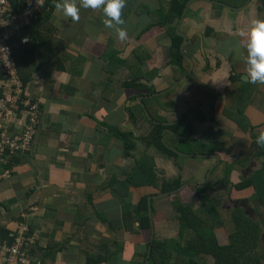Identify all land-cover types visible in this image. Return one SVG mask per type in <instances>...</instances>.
<instances>
[{"label": "crops", "instance_id": "0c3cea01", "mask_svg": "<svg viewBox=\"0 0 264 264\" xmlns=\"http://www.w3.org/2000/svg\"><path fill=\"white\" fill-rule=\"evenodd\" d=\"M169 1L124 0L120 11L124 21L120 27L126 31L123 41L103 25V5L81 8L79 0L78 20L55 8L48 22L35 28L40 43L34 41L30 29L13 37L18 35L11 48L21 73L29 78L27 96L38 102L41 116L30 147L8 164L0 161V264L16 263L11 250L21 224L27 227V236L36 238L28 264H150L147 253L152 230L140 228L135 211L139 201L147 197L153 238H177L178 215L167 201L189 204V199L202 194L213 166L212 181L224 177L226 166L234 160L224 161L227 146H251V129L243 133L225 111L240 87L232 82V75L239 74L248 82L247 32L253 20H264V11L259 10L262 1L246 0L237 6L238 0H189L176 30L187 39L181 50L194 63V77L182 76L180 82L169 63L171 40L157 23L158 10L166 9ZM137 51L140 56L135 55ZM144 75L153 79L142 78ZM123 82L133 86H122ZM254 84L246 116L260 133L264 131V84ZM140 85L151 87L152 96L174 100V106L164 113L166 123L173 125L188 116L204 143L221 130L223 151L213 153L219 158L202 157L198 169L192 171L188 168L192 156L184 155L181 167L147 147L144 138L154 122L145 114L133 126L125 109L139 97L142 101L147 97ZM121 125L133 128L137 139L130 158L123 155L122 141L109 135V127ZM166 139L168 146L176 148L174 138ZM146 153L154 157V178L168 181L180 177L186 187L180 193H161L153 199L155 186L126 187L137 161ZM244 159L241 156L234 165L230 176L234 185L246 177L245 169L251 167L247 175L252 169L250 164H239ZM233 191L236 194L227 199L246 200L241 196L247 191L253 194L252 188ZM5 234L8 239L2 238ZM190 234L189 230L185 233L184 246Z\"/></svg>", "mask_w": 264, "mask_h": 264}, {"label": "trees", "instance_id": "16d2710c", "mask_svg": "<svg viewBox=\"0 0 264 264\" xmlns=\"http://www.w3.org/2000/svg\"><path fill=\"white\" fill-rule=\"evenodd\" d=\"M12 1H14V5L21 1L20 6L24 7L28 5L29 0ZM188 1L189 0H171L168 2V7L166 9L163 8L158 10V17L160 15V20L157 21V23L161 24V26L166 29L167 36L171 40L169 46V63L175 69L176 81L180 80V78L187 74L190 69V62L185 58V54L181 50L183 37L178 35L176 30L178 21L181 18L182 12ZM261 1L262 6L259 10L264 11V0ZM57 2H59V0H47L45 7L40 11L38 17L36 19H32L28 25L20 30L19 34L30 29L34 37V41L40 43V34L35 31V28L45 22H48V20L52 17L56 8L55 4ZM245 2L246 0H238V4L236 5L240 6ZM15 38H11L9 41L10 45ZM11 52L16 62L19 75L25 85L27 84L29 78L21 73V67L17 57L15 56L13 50ZM138 52L139 51L135 52V55L140 56ZM138 77L139 79L137 82H140L141 77ZM193 77L194 74L191 73L188 76V79L192 80ZM142 78L151 80L153 79V76L144 75ZM231 80L233 83L238 82L240 87L238 88L237 95L232 105L225 111L226 116H228V118L236 124V126L243 133L248 132L249 129L254 132L251 135V151L249 150L244 161L239 164H247L248 162L256 159L260 161V167L251 169L250 174L242 178L240 183L234 185L230 180V176L234 165L236 164L230 163L226 166L223 178L216 181V184L211 182L208 183L206 187L202 188L203 192L197 196L199 203L195 208L192 203L183 204L179 200L174 203V210L178 215V222L180 225L179 236L165 241H159L158 239L153 238L150 241V245L152 246L149 256L150 264H206V262L203 261L205 256L211 257L214 262L213 264H264V219L261 220V218H259L257 220L246 212L245 207L240 205L235 206V203H239L240 201L232 200L230 198L224 199L225 201H228L229 204H232V206L227 208H233V211H231L233 229L229 235L228 244H219L215 235L216 226L221 224L223 225L224 221L220 213V207L223 206V203L216 196H211V192L215 190L217 185L220 189H223V192L227 194V196L230 195L232 190L244 191L252 188L253 194L245 201L260 205L264 209V147H260L256 144V138L261 132L257 133L254 131V127L250 125L246 116V108L248 107L255 91V84L244 81L239 74L236 76L232 75ZM135 83L136 81L133 82L134 85ZM133 84L123 82L122 86L131 87ZM200 88L205 91L204 87ZM139 89H144L145 94L147 95V97L143 99L144 105L139 102H135V104L125 109L128 114L129 121L133 126L138 123L142 116H145L146 110L152 118V121L154 120L157 122L154 123L153 129L149 135L144 138V143L147 147H154L158 152L164 153L165 156L174 159L176 164L181 167L183 166V162L180 163L179 160L186 158L183 154L173 151L170 146H168L170 145L168 139L165 141V138H174L177 142L175 149L181 153L192 154L193 158H202L197 156L201 154L206 155L223 151L224 143L221 140L223 135L221 130H218L209 143H204L197 138V128L188 116L183 117L181 121L176 122L173 125L166 126L164 123H166L168 119L164 116V113L168 112L169 109L174 106V100L170 101L165 96L161 95L152 96L155 92L147 85H140ZM220 99L221 98H219V100ZM187 128L189 130L188 133H186ZM166 129H170L174 132V134H179L183 137L185 136L186 138H177L175 135H171V132L165 134ZM109 133L111 137L118 138L122 141L124 157H132L137 145V139L134 136L133 128L125 127L123 125L113 126L109 127ZM166 135L167 137H164ZM155 170L156 165L154 157L147 153L144 154L137 161L132 176L129 181H127V184H125L126 187H128V184L129 186H155L160 193L165 194L172 192L173 190H177L182 186L181 178H177L172 182L154 178L153 173H155ZM253 210L256 212L254 208ZM135 211L137 213L140 228L148 231L152 230V217H150L149 214L150 211L147 197L142 198L139 201ZM188 229L194 233V237H192L188 244L184 246L182 240L186 238L185 233ZM2 238L8 239V234L3 235Z\"/></svg>", "mask_w": 264, "mask_h": 264}, {"label": "built area", "instance_id": "2783aa9c", "mask_svg": "<svg viewBox=\"0 0 264 264\" xmlns=\"http://www.w3.org/2000/svg\"><path fill=\"white\" fill-rule=\"evenodd\" d=\"M46 1L29 0L27 6L21 7V1L14 5L12 0H0V161L5 164L30 147L41 113L38 102L27 96L9 41L38 17ZM4 174L9 176L8 169ZM27 230L22 224L17 230V242L11 250L15 264H28L35 240L26 235Z\"/></svg>", "mask_w": 264, "mask_h": 264}, {"label": "clouds", "instance_id": "9594fccd", "mask_svg": "<svg viewBox=\"0 0 264 264\" xmlns=\"http://www.w3.org/2000/svg\"><path fill=\"white\" fill-rule=\"evenodd\" d=\"M101 5H103L102 12L106 17L102 21L103 25L112 29L116 37L123 41L126 38V31L120 27L124 23L120 18V11L124 7V0H79L81 8L96 9ZM55 7L57 10H62L63 14L71 17L73 21L79 19L76 0H59ZM246 52L247 81L264 83V20L252 21L247 32ZM256 144L264 147V132L257 136Z\"/></svg>", "mask_w": 264, "mask_h": 264}, {"label": "rangeland", "instance_id": "374dc122", "mask_svg": "<svg viewBox=\"0 0 264 264\" xmlns=\"http://www.w3.org/2000/svg\"><path fill=\"white\" fill-rule=\"evenodd\" d=\"M168 6V5H167ZM183 13V12H182ZM190 75V74H189ZM188 75V76H189ZM188 76L186 77V78H188ZM185 78V79H186ZM211 94V93H210ZM121 117V116H120ZM251 131L252 130H250V133H249V135H251V134H253L254 132H252L251 133ZM247 136V135H246ZM247 140H248V137H247ZM248 143H246V145H247ZM249 145H247V146H245V148H238V147H234V146H227L226 147V145H225V147L229 150V152H225L224 154H225V157H224V161L225 160H232V159H234V160H232L233 161V163H236V160H239L240 159V157L242 156V158H244L246 155H247V153L249 152V150L251 151V146L250 147H248ZM230 147H232V148H230ZM153 149H155L154 147H152ZM247 148V149H246ZM246 149V150H245ZM243 150V151H242ZM160 153V152H159ZM164 155V153H160V155ZM185 154V153H184ZM165 156V155H164ZM167 157V156H166ZM188 159V158H187ZM202 159L203 158H192V159H189L190 161H192V163L193 164H191V166H189L188 168H192V171H196V169H198V164H200L201 163V161H202ZM185 159H183V160H179V162L180 163H182L183 161H184ZM223 163H225V162H222L221 161V164L222 165H224ZM251 163V164H250ZM183 164V163H182ZM252 165V169H255V168H259L260 167V161H258V160H252V161H250V162H248L247 163V166L248 165ZM246 166V167H247ZM251 167H249L248 169H245L244 170V172H243V174L245 173V175L247 176V172L249 171V169H250ZM156 172V171H155ZM212 175V174H211ZM242 175H240V177H241ZM180 178V177H179ZM241 179H242V177H241ZM175 180V179H174ZM174 180H168V182H172V181H174ZM167 181V180H166ZM181 181H182V179H181ZM211 182H214V184H216V181H212V178H211V176H210V179H209V183H211ZM219 183V182H218ZM183 186V185H182ZM181 186V187H182ZM180 187V188H181ZM186 187V185L185 186H183L181 189H179V190H173V192L174 191H176V192H174L173 194H175V193H180V191H182L184 188ZM189 188H190V191H193L192 193H194L193 195H196V193H195V190H194V188H192L191 186H188ZM156 193H155V195L154 196H152V199L153 198H155L156 196H160V191L156 188ZM214 194V196H216V197H219L220 199H221V202L223 203V206L222 207H220V213H221V217L223 218V225L221 224V225H217L216 226V229H215V235H216V239H217V241H218V243L219 244H224L225 242L226 243H228V240H229V235H230V233H231V231H232V229H233V223H232V220H231V211H233V208H231V209H229V208H227V207H229V206H232V204H229L228 203V201H225L224 199L225 198H227L228 196H232V198H233V196L236 194V192L235 191H231V193H230V195H228L227 196V194H225L224 192H223V189H220L219 187H218V185L216 186V188H215V190H213L212 192H211V194ZM252 192L251 191H247V193H245V196H241V197H245L246 199H249L250 197H251V194ZM171 195V194H170ZM170 195H166V196H170ZM161 196H163V195H161ZM240 201H243V202H245V204L247 205V208H246V212L249 214V215H251V216H253L254 218H256L257 220L259 219V218H261V220L262 219H264V209H263V207H261L260 205H256V204H252V203H248L247 201H245V200H240ZM170 200H169V202L167 201V205H168V207H169V209H170V207H173V205H174V203H171V205H170ZM189 203L191 204H194V208L197 206V204L199 203V201L197 200V198H193V199H189ZM227 208V209H226ZM253 208L256 210V212L253 210ZM153 221V220H152ZM180 226V225H179ZM188 230H190V229H188ZM180 231V230H179ZM179 231H177L178 232V234H177V236H179ZM191 232V234L189 235V240L192 238V237H194V233L192 232V231H190ZM35 242H36V238H35ZM182 242H183V240H182ZM263 247H264V242H263ZM204 262H206L207 264H213L214 262H213V259L211 258V257H208V256H205L204 257V260H203Z\"/></svg>", "mask_w": 264, "mask_h": 264}, {"label": "water", "instance_id": "95a60500", "mask_svg": "<svg viewBox=\"0 0 264 264\" xmlns=\"http://www.w3.org/2000/svg\"><path fill=\"white\" fill-rule=\"evenodd\" d=\"M188 4H189V2L186 4V6H185V9L183 10V13H182V15H181V19L180 20H182L183 18H184V16H185V13H186V11H187V6H188ZM180 34V33H179ZM180 35H182L183 37H184V42L182 43V47H181V49L182 50H184V44H185V42H186V37H185V35H183V34H180ZM189 62H190V64H191V68H190V70L188 71V73L186 74V75H184V77H183V79H185L192 71H193V67H194V63H193V61H192V59H190L189 57H185ZM177 82H180V81H177ZM176 82V83H177ZM171 88H174V87H171ZM160 94V93H159ZM162 94V93H161ZM138 102H140L141 104H143L144 105V103H143V101H142V97H139V99H138ZM146 115L150 118V119H152L151 117H150V115H149V113H148V111L146 110ZM154 121V120H153ZM154 123H157L156 121H154ZM165 125H171L172 123H164ZM189 130H188V128H187V132H188ZM165 133H166V131H165ZM178 136V135H177ZM179 138H182V139H185L186 137L184 136H178ZM173 151H175L176 153H180V154H183V155H185V156H192V154H184V153H181V152H179L177 149H175V148H173V147H170ZM197 156H200V157H205V158H208V157H217V159L219 158V156L218 155H216V154H206V155H204V154H201V155H197ZM213 168H214V166L209 170V172H208V175H207V182H206V184L205 185H202V187H206L207 186V184L209 183V179H210V176H211V174H212V170H213ZM183 187V186H182ZM181 187V188H182ZM181 188H179V189H181ZM179 189H177V190H179ZM174 192H176V191H174ZM173 192V193H174ZM165 194H170L169 192L168 193H165ZM150 217H151V215H150ZM153 221L151 220V225H152V239H153V233H154V228H153ZM151 245H150V248H149V253H148V259H147V263L149 262V256H150V253H151Z\"/></svg>", "mask_w": 264, "mask_h": 264}, {"label": "flooded vegetation", "instance_id": "af4514ba", "mask_svg": "<svg viewBox=\"0 0 264 264\" xmlns=\"http://www.w3.org/2000/svg\"><path fill=\"white\" fill-rule=\"evenodd\" d=\"M238 205L245 207V209L247 208V205L243 201H240L239 203L237 202L235 203V206H238Z\"/></svg>", "mask_w": 264, "mask_h": 264}]
</instances>
